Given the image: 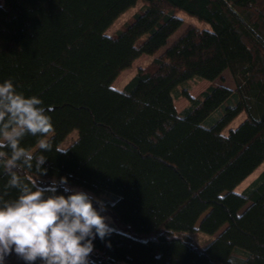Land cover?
Listing matches in <instances>:
<instances>
[{
	"label": "trees",
	"instance_id": "16d2710c",
	"mask_svg": "<svg viewBox=\"0 0 264 264\" xmlns=\"http://www.w3.org/2000/svg\"><path fill=\"white\" fill-rule=\"evenodd\" d=\"M180 11L210 28L191 23L160 52L184 23ZM142 55L152 58L110 101ZM226 70L235 88L216 81ZM8 78L42 99L54 126L47 173L22 167V177L41 187L66 177L112 219L88 264H264V169L236 191L264 163V0H0V82ZM200 80L210 84L193 96L189 83ZM38 139L22 146L38 153ZM8 179L0 168V192Z\"/></svg>",
	"mask_w": 264,
	"mask_h": 264
},
{
	"label": "clouds",
	"instance_id": "9594fccd",
	"mask_svg": "<svg viewBox=\"0 0 264 264\" xmlns=\"http://www.w3.org/2000/svg\"><path fill=\"white\" fill-rule=\"evenodd\" d=\"M49 111L42 99L18 91L13 78L0 82V168L9 177L0 192V264L13 252L25 264L38 260L40 264H88L93 240H103L112 231L94 207V197L68 187L66 177L60 178L59 185L54 180L41 187L36 179L20 174L22 167H35L39 175L47 173L42 167L47 157L42 153L53 149ZM28 135L39 137L38 153L22 146ZM60 188L70 194L58 195ZM8 189L17 190L18 195L8 198Z\"/></svg>",
	"mask_w": 264,
	"mask_h": 264
},
{
	"label": "rangeland",
	"instance_id": "374dc122",
	"mask_svg": "<svg viewBox=\"0 0 264 264\" xmlns=\"http://www.w3.org/2000/svg\"><path fill=\"white\" fill-rule=\"evenodd\" d=\"M142 5V2H138L134 7H131L130 9H128L127 11H125L121 16L118 17V19L116 21H114V23L107 29L106 33L108 34H112L115 31H117L127 20H129L131 18V16L139 9V7ZM179 15L184 18V23L182 24V26L170 37L168 44L164 45L161 49L160 52L164 51L167 46L173 41L175 40L185 29L186 27L191 24V23H195L201 27H205V28H210V24L206 21H201L199 20L197 17L194 16H190L188 15L186 12L184 11H180ZM152 58V56L149 55H142L140 56L138 59H136L133 64L131 65V67L123 70L118 77L116 78V80L113 83V89H112V93H111V97H110V101H115L117 100L121 94H122V90L124 85L128 82V80L137 72V70L139 69V67L141 65L146 64L147 62L150 61V59ZM217 82H223L227 85H229L232 88H235L236 83H235V79L231 73L230 70H226L223 73V77L219 78L216 80ZM210 84V81L208 80H200V81H192L191 83H189V88H190V92L193 96L198 95L201 91H203L208 85ZM188 104V98L187 97H180L179 99H177L176 101V105L179 109H182L184 106H186ZM246 118V113L242 112L240 113L229 125L228 127L225 129V131H229V129L231 128H235L237 127L244 119ZM78 131L74 130L67 138L66 140L62 143V147H66L68 145H70L77 137ZM264 169V163H262L254 172H252L248 177H246L237 187H236V191H241L243 190L249 183L250 181L253 180V178H255L262 170ZM82 190V189H79ZM106 221L111 222L112 219L109 216H106ZM192 235L202 244H206L208 241H210L211 236H209L208 234H205L203 232L200 231H195L192 233ZM231 253V249L227 248L222 252V256L224 257H228ZM12 257V256H11ZM10 257V258H11ZM9 258V259H10ZM9 259H6L9 260ZM119 264H129L127 262H121Z\"/></svg>",
	"mask_w": 264,
	"mask_h": 264
},
{
	"label": "crops",
	"instance_id": "0c3cea01",
	"mask_svg": "<svg viewBox=\"0 0 264 264\" xmlns=\"http://www.w3.org/2000/svg\"><path fill=\"white\" fill-rule=\"evenodd\" d=\"M10 257H8L7 259H9ZM4 264H18L17 263V256H12L9 260H7V261L5 260Z\"/></svg>",
	"mask_w": 264,
	"mask_h": 264
}]
</instances>
